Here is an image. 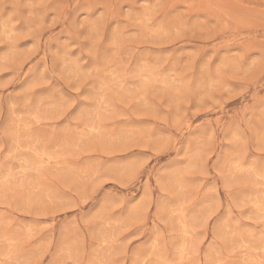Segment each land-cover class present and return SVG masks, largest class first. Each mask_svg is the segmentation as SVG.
Listing matches in <instances>:
<instances>
[{
	"label": "rangeland",
	"instance_id": "374dc122",
	"mask_svg": "<svg viewBox=\"0 0 264 264\" xmlns=\"http://www.w3.org/2000/svg\"><path fill=\"white\" fill-rule=\"evenodd\" d=\"M0 264H264V0H0Z\"/></svg>",
	"mask_w": 264,
	"mask_h": 264
}]
</instances>
